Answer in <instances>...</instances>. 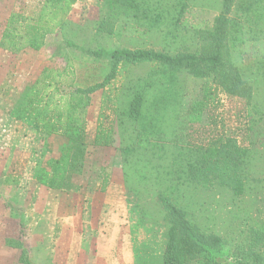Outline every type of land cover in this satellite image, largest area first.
<instances>
[{"label":"trees","instance_id":"obj_1","mask_svg":"<svg viewBox=\"0 0 264 264\" xmlns=\"http://www.w3.org/2000/svg\"><path fill=\"white\" fill-rule=\"evenodd\" d=\"M206 1L102 0L97 19L81 26V33L74 30L52 42L48 56L63 61L64 69L45 68L26 85L16 118L33 122L44 139L62 136L83 144L93 96H109L100 113L110 111L111 120L96 143L120 148L126 188L141 213L138 222L157 217L146 208V198L158 197L162 207L156 219L164 226L158 237L162 264H264V219L251 216L258 211L254 195L264 186V176H258L264 169V0H220L213 15ZM75 3L44 0L36 16L13 12L1 49L13 55L40 51L56 28L65 27ZM80 34L83 39L78 41ZM156 35L168 42L167 49H106L101 44L112 37L139 45ZM187 35L198 41L192 48L183 43ZM73 54L93 56L104 67L101 81L74 86ZM139 66L148 67L146 76L123 75ZM69 75L74 80L62 87V78ZM188 77L204 82L198 109L220 92L244 101L245 141L225 128L207 141H195L194 131L184 123L185 112H193V107L183 109ZM78 161L73 148L64 147L58 157L47 160L37 181L46 189L63 190ZM214 185L235 202L233 209L220 205L206 213L204 203L193 198V191ZM246 195L252 205L244 201ZM14 246L22 247L21 261L32 264L25 241ZM149 247L144 261L155 264ZM224 251H233L234 258Z\"/></svg>","mask_w":264,"mask_h":264},{"label":"rangeland","instance_id":"obj_2","mask_svg":"<svg viewBox=\"0 0 264 264\" xmlns=\"http://www.w3.org/2000/svg\"><path fill=\"white\" fill-rule=\"evenodd\" d=\"M43 1L0 0V39L8 18L13 12L36 16ZM219 1H206L208 5L206 8L211 10V15L218 14ZM101 6L102 0H76L67 16L65 27L63 29L56 28V33L48 36L46 45L40 51L28 50L13 55L3 51L0 47V264H24L21 261L22 247L14 246L22 241H25L30 262L34 264L36 260L35 248L42 241L41 238L44 235L48 237L54 236L55 231L53 232L49 226L47 228L43 227L39 234L36 226V214L39 211L46 212L43 208L36 211L38 201L36 195L43 193L46 189L37 181L36 175H39L40 172L44 174L47 160L58 157L64 147H72L73 153L79 160L77 168L69 173L60 197L55 198L57 204H60V209L58 210L60 217L71 215L78 206L83 209L86 207V192L90 184L89 178H91L92 172L96 171L95 169L107 165H102L104 164L102 157L105 156L107 158V155L103 151L105 147L100 144L102 140L96 143L95 126L91 129L92 134L89 136L91 143L88 142L89 144L73 143L62 136L44 139L35 131L33 122L30 120H18L15 112V109L23 100V92L29 82L41 76L40 74L45 68H54L59 71L64 69L65 63L63 61L50 60L48 56L51 47L53 48L52 42L63 38V36L66 38V35H70L71 31L74 30L78 34L81 33V26L86 25L91 19H97ZM90 34L88 32L86 37L90 36ZM82 39L83 35L80 34V39L77 38V40L81 41ZM197 42V40H192L190 35H187L183 40V43L189 48L195 46ZM165 43L168 44L167 41L161 39L160 35H156L148 42L139 45H136L132 40L112 37L103 40L101 44L106 49L117 45L129 48L147 47L165 50L168 47ZM93 47H96V50L102 48L96 45H93ZM93 59V56L73 54V62L77 71L74 86L90 85L101 81L104 75V67ZM147 69V66H139L132 69L133 72L129 70L123 75L146 76ZM73 80L71 75L68 77L64 76L62 78V87ZM203 84V80L195 77H188L185 80V85L188 86L189 92L184 98L183 109L187 111L188 108L193 107V112H185L184 123L186 122V127L189 128V131H194L195 141L197 143L207 141L213 134L223 128L230 132V136L237 138L239 141H245V134L247 135L245 116L247 118V113L245 115V112H243L244 101L220 92L215 99L210 100L209 105L203 109H198L197 105L201 102ZM108 100L109 96H103L101 92H97L93 96V104L88 114L89 119H93V123H95L99 115L100 104L103 101L106 103ZM100 116H103V114L100 113ZM102 118V126L104 127L107 122H104V117ZM212 119H216L217 124ZM89 145H92L94 151H91ZM86 149L89 150L87 151ZM80 164H83V167L78 168ZM261 164L264 163L261 162ZM99 172L101 171L99 170ZM258 176H264L263 168H261V174L259 173ZM213 187L215 188L208 191H193V198L204 203V207L207 210L206 213L212 214L215 208H220V205H223L227 211L233 209L235 202L230 200L228 195L221 193L218 186L214 185ZM31 192H34L31 195L33 197L32 200L31 197H26ZM46 193L48 192L45 190V200L48 201ZM255 194H257L254 195L257 201L254 209L258 211H256V214L252 212L251 216L264 219V186L260 192ZM6 199L8 201L9 199L12 200L13 209L7 204ZM48 199L50 200V197ZM25 201H27V207L24 203ZM128 201L129 209L132 213V217L130 216L129 219L136 241L137 264H148V262L145 263L144 261V259L148 260L145 257L146 254L143 255L145 248L148 246H150L148 251L151 258L156 261L154 263L162 264L158 237L162 235L164 226L160 219H156L159 215L158 211L162 207L158 197L149 196L146 198V208L155 212L154 214L157 213V217L154 219L152 216L151 219H147L145 222H138L137 216L139 217L141 213L139 209L135 208L136 199L131 192H129ZM180 201L183 202L184 199L180 198ZM244 201L246 204H251L249 195L245 196ZM50 202L52 203V201ZM241 205L243 204L241 203ZM239 215L244 217L246 214L242 212ZM22 222L24 228L21 227ZM218 223L220 227L221 221L219 220ZM226 228H228V224ZM224 255L234 258L233 251H224Z\"/></svg>","mask_w":264,"mask_h":264},{"label":"crops","instance_id":"obj_3","mask_svg":"<svg viewBox=\"0 0 264 264\" xmlns=\"http://www.w3.org/2000/svg\"><path fill=\"white\" fill-rule=\"evenodd\" d=\"M100 105L101 111L102 103ZM100 111L95 123L88 117L86 144L91 143L89 136L94 126L95 140L99 131L104 130L102 117L105 119L104 122H107L104 127L110 123V111L103 116H100ZM101 146L105 147L103 151L107 155V158L102 157L104 160L102 165H107L92 172L84 209L78 206L71 215L60 217L58 215L60 204H57L55 198L60 197L61 190L45 189L48 192L46 193L48 201L45 200V190L36 195L38 199L36 211L40 208L46 210L36 214L38 234L47 226L55 233L54 236L44 235L41 238L42 241L35 248L34 264H137L136 241L129 219L132 213L129 209V192L125 184L122 152L120 148L111 145ZM89 147L94 151L92 145ZM33 193L27 194L26 197H31L32 200ZM24 203L27 207V201Z\"/></svg>","mask_w":264,"mask_h":264}]
</instances>
